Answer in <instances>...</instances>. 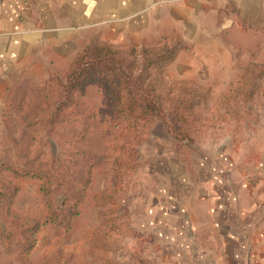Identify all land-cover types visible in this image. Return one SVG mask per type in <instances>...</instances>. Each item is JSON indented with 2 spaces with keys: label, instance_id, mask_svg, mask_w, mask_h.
<instances>
[{
  "label": "crops",
  "instance_id": "0c3cea01",
  "mask_svg": "<svg viewBox=\"0 0 264 264\" xmlns=\"http://www.w3.org/2000/svg\"><path fill=\"white\" fill-rule=\"evenodd\" d=\"M174 36L189 48L167 81L209 88L215 107L241 63L264 64V0H0V130L10 90L64 73L91 41ZM224 151L206 155L202 183L189 170L183 196L166 200L163 191L147 207L145 264H264V148L237 160Z\"/></svg>",
  "mask_w": 264,
  "mask_h": 264
},
{
  "label": "trees",
  "instance_id": "16d2710c",
  "mask_svg": "<svg viewBox=\"0 0 264 264\" xmlns=\"http://www.w3.org/2000/svg\"><path fill=\"white\" fill-rule=\"evenodd\" d=\"M188 48L180 36L127 46L91 41L63 74H54L45 82L42 111L52 125L57 124L69 109L85 108L91 86L100 87L105 94V115L99 109L90 119L97 120L101 115L103 124L110 125L105 131L111 138L107 159L108 172L114 182L109 181L101 195L109 239L119 235L124 226L117 217L124 181L136 171L138 149L158 124L163 125L168 136L174 137L177 153L184 155L203 131L217 126L221 129L240 125L254 115L253 101L262 100L264 105V64L241 63L238 78L215 108L209 103V88L189 81L168 83L164 76L167 67ZM6 170L13 174L15 181L5 179L0 187V251L17 247L19 264H31L29 257L43 228L51 226L70 232L75 227L88 198L95 167L87 168L81 176L74 178L60 173L51 175L20 170L15 166H7ZM22 179L39 181L47 210L44 220L13 211ZM59 188L65 189L61 197H57ZM109 244L106 239L95 248L103 254L93 258V264H114ZM44 264L87 263H74L73 258L61 254Z\"/></svg>",
  "mask_w": 264,
  "mask_h": 264
},
{
  "label": "rangeland",
  "instance_id": "374dc122",
  "mask_svg": "<svg viewBox=\"0 0 264 264\" xmlns=\"http://www.w3.org/2000/svg\"><path fill=\"white\" fill-rule=\"evenodd\" d=\"M164 76L167 81L166 72ZM45 84H23L9 91L6 108L1 116L0 187L3 186V180H13V174L6 170L7 166L51 175L60 173L67 178L79 177L91 166L95 167V172L82 215L75 227L70 232L51 226L43 228L29 257L31 264H44L61 254L65 258H73L74 263L93 264V258L103 254L102 251H95V248L104 244L106 239L110 242V256L114 264H145V259L151 254H147L150 249L146 247L149 243H146L147 232L142 224L147 207L162 203V196H165L163 191H167L166 200L183 196L189 187V170L202 183L204 168H207L206 155L215 156L221 147L233 160L243 156L250 158L264 148V105L259 99L251 103L255 111L247 121L221 129L218 126L208 128L199 135L198 141L188 152L184 151V155L177 153L174 137L168 136L163 125L158 124L153 129L152 139L150 135L138 149L136 171L124 181L122 200L117 211V217L124 226L119 235L109 239L101 195L107 183L114 182V177L108 172L107 159L111 138L105 131L110 125L103 124L101 115L97 120L90 119L93 112L97 114L99 109L105 115V94L100 87L91 86L85 99V108L69 109L57 124L52 125L42 111ZM248 160L249 165L252 160ZM238 165L243 168L241 163ZM19 185L20 193L13 211L21 216L44 220L47 210L39 181L22 179ZM64 190L59 188L57 197H61ZM18 250L17 247L1 250L0 264H19Z\"/></svg>",
  "mask_w": 264,
  "mask_h": 264
}]
</instances>
